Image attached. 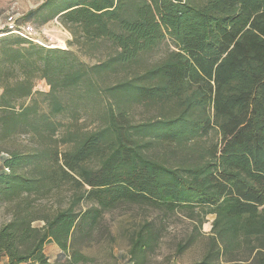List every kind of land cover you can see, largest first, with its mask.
<instances>
[{
	"label": "trees",
	"instance_id": "trees-1",
	"mask_svg": "<svg viewBox=\"0 0 264 264\" xmlns=\"http://www.w3.org/2000/svg\"><path fill=\"white\" fill-rule=\"evenodd\" d=\"M55 18L74 44L107 42L114 52L90 66L68 48L0 31V143L22 133L41 142L9 150L1 161L0 203L11 216L0 226L7 264H51L49 243L73 250L72 260L54 264L78 263L76 235L95 231L122 204L194 219L204 211L201 227L214 215L204 258L194 264H264V0H49L22 21L42 27ZM163 46L164 56L148 63ZM112 74L127 76L106 86ZM33 77L50 91L35 92ZM67 92L97 94L106 111L95 131L68 129L62 150L52 139L62 123L53 119L67 112ZM37 93L48 113L39 114L36 101L16 107ZM137 105L155 109L156 118L134 124ZM215 130L220 139L199 144L196 162L171 165L150 153L156 144L184 147ZM66 187V205L39 208L37 200ZM84 202L90 206L82 210ZM130 242L132 261L144 264L156 242L152 231L145 225Z\"/></svg>",
	"mask_w": 264,
	"mask_h": 264
},
{
	"label": "rangeland",
	"instance_id": "rangeland-1",
	"mask_svg": "<svg viewBox=\"0 0 264 264\" xmlns=\"http://www.w3.org/2000/svg\"><path fill=\"white\" fill-rule=\"evenodd\" d=\"M49 0H0V19H6L8 13L14 11L22 17H26L29 13L35 12ZM66 2L58 5L57 8H62ZM48 12V10H44ZM37 21V20H36ZM39 23V22H36ZM60 24V25H59ZM37 27L38 37L45 43L50 45L51 39L59 40L66 43V48L76 53L80 60L87 65L93 66L96 63L103 62L108 59L113 51L110 43L101 42L100 44L82 43L80 45L74 44L75 38L71 34L68 26H63L62 23L55 18L50 23L42 27ZM4 36L3 34H0ZM53 41V42H54ZM71 43V44H70ZM73 43V44H72ZM166 52L165 47L157 49L154 55L148 56L146 60L148 63H154L156 60L162 58ZM16 77L21 74L17 73ZM14 76V77H15ZM127 74H112L108 78L106 86L116 84L124 79ZM10 78L11 81L21 78ZM35 83V92H49L50 87L40 78H32ZM1 86V82H0ZM2 92L0 88V93ZM83 99L77 95L63 94L64 103L69 106L67 112L63 115L55 117L53 120L62 123L61 127L52 136L56 140V145H60V149L64 150L66 147L61 145L59 139L65 134L68 129L72 130H86L95 131L101 126L103 122V114L105 110L106 101L103 97L97 94L84 93ZM43 96L39 93L32 98L20 101L18 107L32 105L34 101L37 102V111L39 114L48 113V104L43 100ZM80 99V100H78ZM131 121L134 124H141L143 122L154 120L157 111L152 108H147L143 105H137L131 109ZM103 116V117H102ZM210 138L195 140L188 143L184 147L164 148L160 145L153 146L150 150L155 157L167 160L169 164L186 165L196 162L199 154L203 153L199 144L214 145L220 139L217 131L210 133ZM32 134L22 133L14 136L7 142L0 143V159L8 157L10 151H21L34 149L41 145ZM47 142V141H46ZM49 143V142H47ZM195 150V151H193ZM69 187H66L64 194L59 191L53 192L51 195H44L40 200H37L39 208L44 209V212H54L60 205L68 203ZM90 206V203L84 202L81 204V209L85 210ZM196 218H192L187 211L176 210L173 213L165 212L164 210L152 208L148 206H139L135 204H122L114 210L107 211L99 219L96 230L93 232H86V234H77L74 239V249L78 252V260L76 264H135L130 256L131 242L130 238L145 225L152 231L155 236V243L147 253L144 264H194L200 262L204 258V253L207 250L208 235L213 229L214 215H207L204 218L203 226L200 223L203 220L204 211L196 210ZM8 207L0 203V226L9 221ZM43 222H38L35 225L41 226ZM89 234V235H88ZM196 234V242L189 245L183 252H179L178 247L181 244L187 243L189 237ZM52 245L47 247V255L52 256ZM73 250L70 253L63 254L62 258L70 260ZM67 255V256H66ZM243 257V256H239ZM72 260V259H71Z\"/></svg>",
	"mask_w": 264,
	"mask_h": 264
},
{
	"label": "built area",
	"instance_id": "built-area-1",
	"mask_svg": "<svg viewBox=\"0 0 264 264\" xmlns=\"http://www.w3.org/2000/svg\"><path fill=\"white\" fill-rule=\"evenodd\" d=\"M22 18H23L22 15L20 16L14 11L8 13L5 19L4 26L0 29V31H5V32L7 31L8 34H13L20 38L27 39L28 41L34 44H39L47 49H51V48H57L61 50L66 49V43L59 40L54 41L53 39H51L50 45L45 44L38 37V30L36 25L23 22Z\"/></svg>",
	"mask_w": 264,
	"mask_h": 264
},
{
	"label": "crops",
	"instance_id": "crops-1",
	"mask_svg": "<svg viewBox=\"0 0 264 264\" xmlns=\"http://www.w3.org/2000/svg\"><path fill=\"white\" fill-rule=\"evenodd\" d=\"M4 23H5V18H4V20H3V17L0 19V29L4 26ZM1 164H2V162H1V159H0V166H1ZM49 245H52V248H51V251L53 252L52 253V256H48L47 255V252H46V250H47V247L49 246ZM45 254H46V256L48 257V259H49V262L51 263V264H54L55 262H57V260L59 259V258H61L62 256H63V252H62V250H61V248L58 246V244H54V243H49V244H47L46 245V247H45ZM8 263V260L5 258V257H3V256H1L0 255V264H7ZM29 264V263H28ZM33 264V263H32Z\"/></svg>",
	"mask_w": 264,
	"mask_h": 264
}]
</instances>
